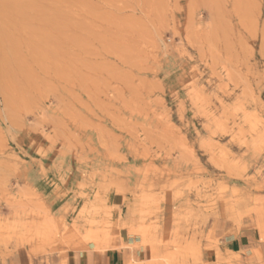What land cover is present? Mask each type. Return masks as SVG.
Returning a JSON list of instances; mask_svg holds the SVG:
<instances>
[{"label":"rangeland","instance_id":"obj_1","mask_svg":"<svg viewBox=\"0 0 264 264\" xmlns=\"http://www.w3.org/2000/svg\"><path fill=\"white\" fill-rule=\"evenodd\" d=\"M14 2L0 264L122 236L143 264H264V0Z\"/></svg>","mask_w":264,"mask_h":264},{"label":"crops","instance_id":"obj_2","mask_svg":"<svg viewBox=\"0 0 264 264\" xmlns=\"http://www.w3.org/2000/svg\"><path fill=\"white\" fill-rule=\"evenodd\" d=\"M227 243L232 246L236 244L234 240ZM150 258V251L147 248H137L136 240L128 236L111 240L99 249L87 246L66 254L67 264H143L149 262Z\"/></svg>","mask_w":264,"mask_h":264},{"label":"bare ground","instance_id":"obj_3","mask_svg":"<svg viewBox=\"0 0 264 264\" xmlns=\"http://www.w3.org/2000/svg\"><path fill=\"white\" fill-rule=\"evenodd\" d=\"M27 2H28V0H27ZM25 6V7H24ZM23 7L25 8H23L21 5H19V4H17L16 2H14V0L13 1H11V2H8V3H1V1H0V21L2 20V21H4V22H6V24H8V25H10V26H12L13 24H15V22L13 23V19L15 18V16H23V9L25 10V12L27 11L26 10V6H30L29 4H25ZM32 6H33V3H32ZM29 8V7H28ZM29 10V9H28ZM33 10V9H32ZM51 12V11H50ZM45 14V13H44ZM39 15H41V13L39 14ZM29 16H30V14H29ZM42 16V15H41ZM25 17V16H24ZM40 17V16H39ZM20 18V17H19ZM27 18V17H26ZM41 18V17H40ZM46 18V17H45ZM21 19V18H20ZM15 20V19H14ZM45 20V19H44ZM32 21V20H31ZM21 22H22V20H21ZM2 23V22H1ZM57 23V22H56ZM30 24H32V23H30ZM22 25H23V23H22ZM1 26H2V24H1ZM14 26V25H13ZM24 26V25H23ZM22 26V27H23ZM28 27V26H27ZM26 27V28H27ZM29 28V27H28ZM9 30V29H8ZM7 30V31H8ZM16 30V29H15ZM10 31V30H9ZM31 31V30H30ZM29 31V32H30ZM2 32V31H1ZM14 34V33H13ZM14 37V36H13ZM20 39V38H19ZM90 235V234H89ZM99 240V239H98Z\"/></svg>","mask_w":264,"mask_h":264}]
</instances>
